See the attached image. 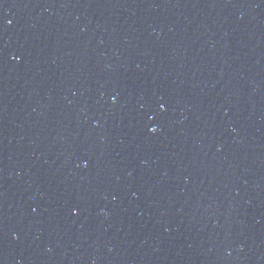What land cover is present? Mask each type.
<instances>
[{
  "label": "water",
  "instance_id": "95a60500",
  "mask_svg": "<svg viewBox=\"0 0 264 264\" xmlns=\"http://www.w3.org/2000/svg\"><path fill=\"white\" fill-rule=\"evenodd\" d=\"M0 264H264V0H0Z\"/></svg>",
  "mask_w": 264,
  "mask_h": 264
}]
</instances>
